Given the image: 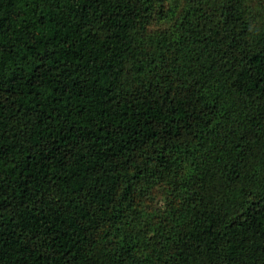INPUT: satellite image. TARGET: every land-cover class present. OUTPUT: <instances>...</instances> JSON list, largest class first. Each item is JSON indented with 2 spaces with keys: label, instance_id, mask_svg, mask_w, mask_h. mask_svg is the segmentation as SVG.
Masks as SVG:
<instances>
[{
  "label": "trees",
  "instance_id": "obj_1",
  "mask_svg": "<svg viewBox=\"0 0 264 264\" xmlns=\"http://www.w3.org/2000/svg\"><path fill=\"white\" fill-rule=\"evenodd\" d=\"M0 264H264V0H0Z\"/></svg>",
  "mask_w": 264,
  "mask_h": 264
},
{
  "label": "rangeland",
  "instance_id": "obj_2",
  "mask_svg": "<svg viewBox=\"0 0 264 264\" xmlns=\"http://www.w3.org/2000/svg\"><path fill=\"white\" fill-rule=\"evenodd\" d=\"M154 194L152 196V204L151 207H155V208H162L165 206V202H166V198H165V194L163 193V187L158 186L156 187V189L154 190Z\"/></svg>",
  "mask_w": 264,
  "mask_h": 264
}]
</instances>
